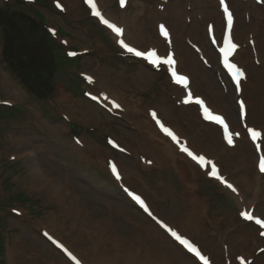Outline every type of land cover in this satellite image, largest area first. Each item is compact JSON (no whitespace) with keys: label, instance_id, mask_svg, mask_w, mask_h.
Instances as JSON below:
<instances>
[{"label":"rangeland","instance_id":"374dc122","mask_svg":"<svg viewBox=\"0 0 264 264\" xmlns=\"http://www.w3.org/2000/svg\"><path fill=\"white\" fill-rule=\"evenodd\" d=\"M12 1L16 3L0 0V59L3 60L2 52L8 49L20 68L37 69L38 75L48 78L50 85L47 83L48 95L42 107L37 108L0 67V100L15 103L14 107L0 103V264H69L43 239L41 228L67 249L80 254L76 257L81 264H87L85 257L94 250V241L99 245L98 258H115L120 264L127 263L128 257L138 264H197L130 203L120 184L110 178L104 165L99 164L102 158L113 156L105 147L110 135L128 151V155H120L117 160L126 172L127 186L146 197L156 216L200 245L216 264L227 261L239 264L241 256L253 259L252 264H264V253H256L264 247V238L259 237L258 229L252 224L241 220L243 206L233 193L208 179L204 173L200 175L197 166L194 165L196 174L189 170L188 164L193 163L186 156L181 155L183 160L180 162L185 167L180 172V167L169 158V154L157 152L158 146L162 145L151 142V138L157 136L149 131L154 124L147 118V111L149 108L157 110L166 124L186 138L191 149L215 158L223 172L239 185L245 194L244 200L248 201L251 193L244 192V184L257 183V174L253 146L245 136L238 140L239 144L236 141L234 149H227L217 127L202 124L195 106L179 104L182 93L170 85L162 72H152L141 63L125 66L112 59L103 65H98L91 57H84L79 63L69 60L63 46L47 42L45 27L26 25L30 12L38 21L46 23L48 15L45 10L37 4L33 8L25 5L23 0ZM64 1L70 6L69 0ZM212 1L213 7L196 0H132L125 11H120L115 0H100L106 12L119 22L129 24L133 17L143 24L141 30L135 27L138 29L136 44L143 49L156 45L166 51L167 47L158 42L155 31L156 23H166L174 33L173 44L182 58L178 65L191 75L195 93L207 97L210 107L225 111L234 131L241 130L233 90H224L218 83L217 70L212 62L214 53L205 36L206 22L217 24V6ZM230 2L239 21L243 16L249 15V19H253L260 13L255 7L253 16L250 3ZM201 6L206 8L203 12ZM82 15L77 13L76 22L69 23L76 31L75 34L70 32V36L86 46H90L97 36L100 43L107 46V40L114 47L105 30L91 20L81 19ZM49 16L54 17L50 13ZM186 16H189L190 23L185 22ZM262 19L254 18L260 29L255 32L257 40L262 36ZM193 26L196 27L195 34H191ZM240 26L237 21V30ZM146 34L147 39L143 41ZM186 35L200 46L205 43L212 52V56L204 52L210 68L192 58ZM260 42L261 48L259 44L247 48L245 60L240 61L250 70L251 79L256 75L257 81L252 91L248 86L251 87L253 82L246 84L248 88L243 96L249 110L248 124L264 129V34ZM249 50L256 52L258 64L254 63V53L252 56ZM20 55H24V61L20 60ZM83 61L84 66L120 95L123 94L121 88L125 92L128 87L132 88L135 93L138 88L150 90L128 98L125 112L130 115L126 124L121 119L122 126H119L120 123L116 124L118 118L106 115L103 108L79 95L77 73L78 68H84ZM52 81L61 82L63 89L55 90ZM54 91L62 97H55ZM99 120L104 123L99 124ZM93 126L99 129H92ZM70 127L85 142L84 146L95 149L93 161L87 157L89 151L84 155L83 150L72 143ZM166 146L171 151L172 147ZM176 149L171 153L179 160ZM254 193L255 212L264 217V178L258 181ZM11 209L23 212L24 218L12 215ZM193 217L196 220L191 222Z\"/></svg>","mask_w":264,"mask_h":264},{"label":"snow or ice","instance_id":"6c2138e0","mask_svg":"<svg viewBox=\"0 0 264 264\" xmlns=\"http://www.w3.org/2000/svg\"><path fill=\"white\" fill-rule=\"evenodd\" d=\"M218 2L219 7L223 11V18L226 21V28L223 32L222 37V46L219 47L218 51L220 53V60L224 68L230 75L231 82L234 84V92L237 94V99L235 102L238 105V116L240 121L244 122L246 119V105L245 101L243 99H239L238 97L239 93L241 92V80L245 79V73L235 63L230 62V57L237 49V44L233 42L230 34L233 27V14L229 10V7L226 4L225 0H218ZM84 3L90 9L91 15L98 18L99 22L114 34L117 45L125 54H127L131 58L145 62L147 65H151L153 68L167 66V71L171 77L172 82L175 85L180 86L184 90L185 94L181 101L182 104L198 106L201 118L205 122L217 126L222 133L223 141L230 147L234 146V139L239 138L241 133L233 132L222 115L214 113L207 106L206 101L203 98H201L200 96H195L193 94L190 89L189 78L186 75L178 74V71L176 69V60L174 59V53L172 51H169L166 56L162 57L154 48L139 50L137 47L132 46L126 42V40L124 39V27L118 26L116 23L111 22L109 19L105 18V16L98 10L95 0H84ZM257 3H264V0H257ZM119 4L121 8H124L126 5V0H119ZM56 7L63 11L62 5L59 2L56 3ZM49 31L53 32L52 29H49ZM212 31L213 29L210 25L208 27V33L211 34ZM159 34L165 40H169V32L163 24L159 25ZM213 42L215 43L216 41ZM68 55L75 56L76 53L69 52ZM205 63H207V61H205ZM84 79L89 84L93 83V77L90 75L84 74ZM86 95L90 96V99L96 101L97 103H103V101H107V103L111 105V107L108 108L109 112H111L113 109L121 108V106L114 100H110L106 94L102 93L100 97L91 95L90 93H86ZM149 115L155 121V124L158 126L160 132H162L166 137L170 138L171 142L176 146L178 151L186 156L193 163V165L198 166L201 170H205L206 174L210 178L218 181L232 193L239 194L237 187L220 174L216 163L212 159L207 158L203 154H197L196 152L191 150L188 147L186 141H181V139L169 127H166L162 123L161 119L158 118L156 111H150ZM243 129L246 132V136L250 141V144L253 146L252 151L255 159V167L260 176L264 177V131L249 127L247 123H243ZM76 142L78 144L80 143L79 140H77ZM108 143L113 148H119L120 151H124V149L120 148V146L114 140L109 139ZM12 159H15V157H12ZM148 163H151V161H148ZM109 168L115 179L120 180L121 177L115 164L109 162ZM124 191L137 205H139L141 209H143V211L149 217H151V219L159 226V228L162 229L167 234V236L181 248V250H186L187 253L192 254V256L195 257L197 261L201 262V264H209V258L205 255H202L200 249L196 245H194V243H192L188 238L181 235L180 233H178V231L174 230L168 224L157 218L149 210L147 204L140 195L134 194L127 188H125ZM240 216L245 221H254V223L258 225L260 229H264V219L255 217L251 211L243 210L240 212ZM43 235L47 237V239L51 241L52 244H54L57 248L61 249L70 261H73L74 264H81L76 256H74L63 244L53 239V237L48 232H44ZM260 236L264 237V231H260ZM260 252L264 253V249H260ZM238 259L240 260V264H251L250 261H246L242 257Z\"/></svg>","mask_w":264,"mask_h":264},{"label":"bare ground","instance_id":"6f19581e","mask_svg":"<svg viewBox=\"0 0 264 264\" xmlns=\"http://www.w3.org/2000/svg\"><path fill=\"white\" fill-rule=\"evenodd\" d=\"M198 2H200V4H203L204 6H207V5H212L211 4V1L210 0H197ZM95 3H96V1H95ZM97 4H98V9L99 10H101V7H100V1L98 0L97 1ZM218 4V3H217ZM257 10V9H256ZM258 11V10H257ZM102 14H103V12H101ZM174 13V12H173ZM216 13V12H215ZM159 14H164V12L163 13H159ZM105 16V18H107V19H109L110 21H113L114 22V20L113 19H110V18H108L107 17V14H105L104 15ZM174 16H176V15H174ZM216 17H217V25H216V27H215V32L217 33V31H218V23L220 22L219 21V17L217 16V14H216ZM125 19V18H124ZM124 22V21H123ZM235 22H236V20H235ZM116 23V22H115ZM117 24V23H116ZM207 24V23H206ZM123 25V27H124V29L125 30H127L128 32H126L125 31V33H124V39L126 40V42L127 43H129L128 42V38H131V39H133V40H136V41H138V38H137V36L136 35H132V33H130L132 30H130L129 29V25H133V28H135V27H137L138 29H140L141 27H143V24L142 23H140L137 19H134L133 17L131 18V20L129 21V24L127 23V25H124V24H122ZM127 26H128V28H127ZM206 26L207 25H205V29H206ZM196 27H191V34H195V31H194V29H195ZM141 30V29H140ZM170 32V40H171V42H173L174 43V35H173V33L171 32V31H169ZM114 37V36H113ZM115 38V37H114ZM115 40H116V38H115ZM160 41L163 43H165V41L164 40H161L160 39ZM194 44H196L195 42H193ZM151 48H154V46H152ZM201 48V53H202V55L204 54V52H206L207 54H209V56H212V52L211 51H209L208 49H207V47H206V45H205V43L204 44H202V46L200 47ZM243 48H245V49H243ZM247 48H248V46H246V47H242L237 53H236V55H235V58H238V56L239 57H241L242 56V53L243 52H246V50H247ZM190 54L192 55V58L193 57H195L196 59L198 58L199 59V56H198V54L197 53H195L194 51H190ZM178 55L176 54V58H177V61H178V63L180 62V57L178 56ZM205 56V55H204ZM213 58H214V55H213ZM182 59V58H181ZM186 60H188V59H186ZM185 61V60H184ZM189 61V60H188ZM185 63V62H184ZM182 64V63H181ZM186 65V64H185ZM188 65H190V63H188ZM177 68L178 69H180L181 68V66L180 65H178L177 64ZM187 68V67H186ZM184 69V68H183ZM249 76V75H248ZM250 77V76H249ZM256 75H254V77H252V82H253V84H252V89L254 90L255 88H256V84H257V81H256ZM190 82H191V89L192 90H194V91H196L195 90V87H194V83H193V80L190 78ZM172 87H174V88H177L178 90H179V92H182L183 90H181V88H178V87H176V86H173V85H171ZM15 87V86H14ZM16 90V89H15ZM252 91V90H251ZM115 92V91H114ZM116 93V92H115ZM117 94V93H116ZM253 94V93H252ZM27 97V96H26ZM207 100V99H206ZM207 103H208V105H209V101L207 100ZM252 106V105H251ZM261 111V110H260ZM263 111V110H262ZM264 112V111H263ZM248 114H249V110H248ZM248 114H247V116H246V118L248 117ZM250 116V115H249ZM249 118V117H248ZM149 131H151L155 136H157V138H151V142H154V143H156V144H158V145H162V146H158V148H157V152H159V153H161L162 155H164V154H169V158L174 162V163H176L177 164V166H179L180 168L178 169V170H182V167H185L184 166V164L183 163H181L180 161H182L183 160V158L181 157V155H183V154H180L179 152H177V149H176V154L178 155V156H176V157H178V158H180L179 160L177 159V158H175V154L173 153H171V151L172 150H174V148H175V146L169 141V139L166 137V136H163L157 129H156V127L155 126H153L152 125V129L151 130H149ZM175 131L178 133V131L175 129ZM179 134V133H178ZM182 136V135H181ZM239 140V139H238ZM238 140H236L237 141V143L239 144V142L241 141H238ZM166 144H169V146L170 147H172V148H170L171 149V151L169 150V148L166 146ZM235 146H237V144L235 145ZM160 147V148H159ZM174 155V156H173ZM184 157V156H183ZM185 158V157H184ZM187 160V159H186ZM171 161V162H172ZM184 162H185V160H184ZM172 165H174V164H172ZM188 167H189V170H191V171H193L195 174H196V169L194 168V165H190V164H188ZM177 168V167H176ZM184 169H186V168H184ZM181 170H180V172H181ZM183 172V171H182ZM256 178H255V181L257 182V183H245L244 184V186L246 187V189L244 190V192L245 193H251V194H249L250 196H249V198H248V201H246V200H244L245 198H244V193L242 192V190H240V189H238L239 190V194H237L236 196L234 195V197L236 198V200L239 202V204H241L242 206H244L245 208H248V207H250V206H252V205H254V201L256 200V195H255V193H254V190L257 188V184H258V181L260 180V179H262V178H264V177H261L260 176V174L259 173H257V171H256ZM194 175V174H193ZM192 184V183H191ZM195 195V194H194ZM196 200H197V198H196ZM241 206V207H242ZM243 207V208H244ZM193 220H196V217H193L190 221L192 222ZM196 222V221H195ZM194 223V222H193ZM190 224V223H189ZM47 227V226H46ZM52 229V228H51ZM157 229H159L160 231H162L160 228H158V226H157ZM52 231V230H51ZM95 232V231H94ZM163 232V231H162ZM164 233V232H163ZM53 234V233H52ZM95 234V233H94ZM165 234V233H164ZM92 237H94V236H92ZM95 237H97L96 236V234H95ZM169 238V237H168ZM96 239V238H95ZM94 240V239H93ZM92 240V241H93ZM96 241H98V240H96ZM99 242V241H98ZM92 244H93V247H94V250H92L91 252H90V254L88 255V257H85V260H86V262H87V264H95V262L98 260V261H100V264H106V263H111V264H120V263H118V260L116 261V259L114 258V259H112V258H107V257H104V258H98V255H99V248H98V244L97 243H95V241L94 242H92ZM69 250V249H68ZM74 256H76V254L77 255H80V254H78L77 252H72L71 250H69ZM81 256H82V254H81ZM78 257H80V256H78ZM125 258V257H124ZM135 258V257H134ZM133 259V258H132ZM80 260V259H79ZM136 260H138V258L136 259ZM124 262V261H123ZM98 263V262H97ZM138 264V262H136V261H134V262H131L130 261V257H128V259H127V263H125V264ZM140 263V262H139ZM69 264H72V263H70L69 262ZM140 264H151V263H148V262H145V263H140ZM164 264V263H163Z\"/></svg>","mask_w":264,"mask_h":264},{"label":"crops","instance_id":"0c3cea01","mask_svg":"<svg viewBox=\"0 0 264 264\" xmlns=\"http://www.w3.org/2000/svg\"><path fill=\"white\" fill-rule=\"evenodd\" d=\"M65 26V28H66V30H68L69 32H72L73 34H75L76 33V31H73L72 30V28H70L69 26H67V25H64ZM72 42L74 43V44H77V45H80V46H82V47H85L86 45L83 43V42H81V41H78V40H76V39H72ZM93 46L92 48H91V50L93 51V53H92V55H90V56H87V57H91V58H93L95 61L97 60V61H99V59L97 58V55H93L94 53H100V50L103 48V46H102V44L98 41V38H97V36L95 37V40L93 41V42H91V44H90V46ZM101 57L103 58V56L101 55ZM84 62V61H83ZM84 64V63H83ZM86 67V66H85ZM87 68V67H86ZM91 73H93V74H96V73H94L91 69H89V68H87ZM100 77V76H99ZM101 78V77H100ZM101 80H102V83L104 84V87H108L106 84V82L101 78Z\"/></svg>","mask_w":264,"mask_h":264},{"label":"trees","instance_id":"16d2710c","mask_svg":"<svg viewBox=\"0 0 264 264\" xmlns=\"http://www.w3.org/2000/svg\"><path fill=\"white\" fill-rule=\"evenodd\" d=\"M21 57H20V60H22V61H24V55H20Z\"/></svg>","mask_w":264,"mask_h":264}]
</instances>
